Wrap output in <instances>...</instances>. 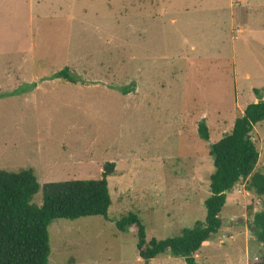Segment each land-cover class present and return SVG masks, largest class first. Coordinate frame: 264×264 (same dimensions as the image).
Segmentation results:
<instances>
[{"label": "rangeland", "instance_id": "rangeland-1", "mask_svg": "<svg viewBox=\"0 0 264 264\" xmlns=\"http://www.w3.org/2000/svg\"><path fill=\"white\" fill-rule=\"evenodd\" d=\"M65 66L76 82L53 76ZM255 88L264 100V0H0V169L32 168L41 205L44 183L115 163L107 218L51 222L47 264H187L168 251L143 260L134 228L114 220L137 213L146 240L203 222L209 144L259 100ZM251 136L262 167L264 120ZM261 207L236 184L196 264H255Z\"/></svg>", "mask_w": 264, "mask_h": 264}, {"label": "trees", "instance_id": "trees-1", "mask_svg": "<svg viewBox=\"0 0 264 264\" xmlns=\"http://www.w3.org/2000/svg\"><path fill=\"white\" fill-rule=\"evenodd\" d=\"M69 82L78 76L69 66L53 75ZM259 98L245 105L242 114L234 119L231 131L209 144L213 171L209 175V194L203 200L205 218L177 235L164 239L146 240L145 229L137 213L130 211L114 220L115 227L124 231L134 228L138 256L148 261L169 252L182 257L187 264H196L194 254L203 242L219 231V217L227 193L243 181L244 188L262 201L254 212L250 228L262 251L255 264H264V165L256 167L259 151L252 140L254 125L264 120V100ZM199 136L209 139L204 119L197 124ZM115 172L114 162H105L101 176L96 179H66L42 185V204L31 202L40 188L32 168L0 169V264H47L50 252L48 226L55 219H75L85 216L107 218L111 197L107 177Z\"/></svg>", "mask_w": 264, "mask_h": 264}]
</instances>
